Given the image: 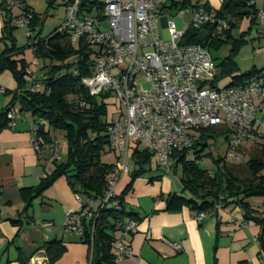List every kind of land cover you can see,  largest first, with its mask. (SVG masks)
<instances>
[{
    "label": "trees",
    "instance_id": "1",
    "mask_svg": "<svg viewBox=\"0 0 264 264\" xmlns=\"http://www.w3.org/2000/svg\"><path fill=\"white\" fill-rule=\"evenodd\" d=\"M253 1L224 0L218 11H212L208 5L192 6L190 0L172 1L165 7L168 12L204 8L213 13L217 20L227 24L220 35L217 34L218 26L214 23L199 28L190 26L182 40L185 45H200L210 54L212 50L218 51L224 46H231L229 56L215 64L219 71L215 84L238 72L235 58L241 47L248 43V34L234 38L232 32L237 30V23L244 18H250V24H255L258 10ZM94 8L102 13L103 2L82 0L83 13L89 14ZM0 10L4 19L0 43L5 46L0 55V73L10 72L17 83L16 91H6V94L12 95V99L10 105L0 113V130L9 126L8 111L18 108L21 115L32 118L34 122L41 120L45 123L39 134L45 139L46 146L37 153L45 148H49L51 152V144L55 141L52 134L56 132L64 134L67 145L64 159L53 162L55 170L51 175L41 180L38 186L21 190L25 207L19 217L27 215L33 201L41 197L58 179L65 177L75 194H83L92 201L99 202L97 209H90V217L87 215L82 218L81 241L90 248V264H117L113 249L119 223L138 220L126 206L125 198L131 192L135 180L152 170L153 155L139 147L135 150L133 160L138 168L131 173V181L125 190L115 197L117 206L101 209L100 202L105 196L116 163L105 164L102 161L104 154L114 152L107 136L108 127L113 120L108 118L107 99L112 98V94L104 92L93 96L84 83L93 75L94 62L91 56L95 52L81 41L75 48L69 35L58 33V28L51 37L43 38L41 31L37 29L43 17L34 14L30 27L35 33V43L28 44V48L34 52L40 66L31 83L25 79L29 65L25 60H16L25 51V48L18 46L14 36L18 29L13 25L16 18L3 1L0 2ZM257 76H261L260 72L253 69L234 77L229 86L245 84ZM35 84L40 86V90H33ZM225 130L224 127L200 128L193 147L174 155L175 162L171 171L181 169L182 195L188 193L190 197L170 194L166 198L167 210L180 212L186 207L198 213H208L215 212L217 205L222 208L236 206L248 221L262 226L260 242L264 249V203L261 213L249 203L252 198L264 199V133L260 127L253 130L255 139L248 141L252 142L247 154L248 160L230 165L225 157H213L211 153H207L210 143L223 135ZM247 144L244 145L245 148H248ZM244 147L240 150L241 154ZM190 155L193 157L190 158ZM205 158L212 159L214 171L199 167L198 163ZM11 223L22 225L16 220H11ZM44 249L50 264H54L65 253V247L57 242L46 245ZM22 264L26 263L22 261Z\"/></svg>",
    "mask_w": 264,
    "mask_h": 264
},
{
    "label": "built area",
    "instance_id": "2",
    "mask_svg": "<svg viewBox=\"0 0 264 264\" xmlns=\"http://www.w3.org/2000/svg\"><path fill=\"white\" fill-rule=\"evenodd\" d=\"M15 6V0H0ZM100 17L81 11L82 0H62L65 17L58 33L68 34L73 43L83 42L94 53L93 75L84 83L91 95L111 93L119 106L120 114L112 120L107 136L116 154V165L110 175L109 184L100 208L117 206V186L130 173L129 159L136 148L149 151L167 171L174 165V155L189 150L196 141L200 128H226L223 132L226 144L225 158L240 162V150L255 139L256 128L264 133V120L258 119L264 107V77L257 76L245 84L220 87L215 84V66L211 54L200 45H185L182 40L190 28L216 24L221 34L227 24L217 20L204 8L195 11L191 24L184 30L177 29L173 21H167L168 39L162 37L157 28L166 0H102ZM33 11L22 9L13 25L23 29L28 44L35 43V33L30 24ZM264 27V10L257 13ZM103 23L105 27H103ZM264 53V48L261 49ZM40 63L35 59L26 70L25 79L33 83V75ZM33 90H40L35 84ZM6 90L1 88L0 95ZM7 118L12 127L19 119H26L18 108H11ZM44 121H36L32 128V146L39 152L46 146L39 134ZM60 141L51 144V161L61 159L58 149ZM138 168V167H136ZM93 201L78 212L66 217V231L83 234L82 218L89 213ZM222 207L217 205L215 212ZM89 213V214H88ZM206 212L198 214L203 220ZM246 223L243 225L245 226ZM123 236L135 232V224L119 223ZM113 254L117 260L131 255L125 241L114 244ZM34 264H50L48 256L41 252L33 257Z\"/></svg>",
    "mask_w": 264,
    "mask_h": 264
},
{
    "label": "crops",
    "instance_id": "3",
    "mask_svg": "<svg viewBox=\"0 0 264 264\" xmlns=\"http://www.w3.org/2000/svg\"><path fill=\"white\" fill-rule=\"evenodd\" d=\"M172 1L181 0H166L157 28L162 37L166 32L167 21H173L169 18L170 12L165 9ZM15 2L17 3L15 6L5 3L15 18L20 16L22 9L31 10L40 17L50 15L55 7L64 9L62 0H15ZM190 2L192 6L208 5L212 11H218L224 0ZM253 4L258 11L264 10V0H254ZM189 11L190 23L183 22V28L178 29L176 22L173 21L178 30L182 31L191 24L196 10L186 9L183 12ZM89 14L96 17L102 15L97 8ZM64 17L65 9L61 21ZM40 23L37 29L42 33L40 28L43 26V20ZM237 25L235 31L240 35L248 34L247 38L255 33L253 41L263 46L256 49L257 57L254 58V65L249 71L242 70L237 63L238 57L235 58L238 72L219 81L217 85L220 87L229 86L234 77L253 69L264 77V53L261 52L264 48V27L258 19L251 25L250 18H244ZM3 27L4 19L0 10V38ZM235 31L232 32L233 36ZM14 36L18 37L17 32ZM24 45H20V48ZM4 49L5 46L0 43V55ZM16 60H25L30 65L35 60L34 52L25 49ZM219 62L213 63L217 65ZM215 74L216 76L219 74L216 68ZM1 88L8 92L17 90V83L8 71L0 73ZM11 99V94L0 95V113L10 105ZM258 119H264V107L260 108ZM33 124L34 120L28 117L19 119L12 127L9 125L0 130V264H22V261L34 264L33 257L41 252L46 254L44 248L54 242L65 247V253L54 264H90V248L82 243L79 235L66 231V217L68 213H76L88 205L91 199L83 194H75L65 177L58 179L41 197L35 199L27 215L19 217L25 207L21 190L38 186L41 180L55 170L50 149L45 148L37 153L32 146ZM135 150L136 148L129 159L133 166L129 167L130 173L124 176L117 186V195L125 190L131 181V173L137 167L133 160ZM66 151L67 147L60 148V160L62 156L65 157ZM168 172L178 173V170L167 171L153 156L152 170L136 179L131 192L126 196V206L138 220L123 222L125 225L135 224L134 233L127 236H123L120 231L115 233V243L119 240L125 241L131 249V255L117 260V264H264V249L260 242L263 228L260 224L248 221L238 207L229 206L216 213L208 212L203 220L198 219V212L186 207L180 212L168 211L166 198L172 193L182 195L183 190L181 176L177 175L173 180L170 174L166 175ZM262 200L264 203V199ZM97 205L99 202L93 201L92 208L97 209ZM252 207L260 213L263 212V209L253 205ZM11 220L20 221L22 225H13Z\"/></svg>",
    "mask_w": 264,
    "mask_h": 264
},
{
    "label": "rangeland",
    "instance_id": "4",
    "mask_svg": "<svg viewBox=\"0 0 264 264\" xmlns=\"http://www.w3.org/2000/svg\"><path fill=\"white\" fill-rule=\"evenodd\" d=\"M102 1V0H101ZM64 12L63 7H55L52 12L50 13V15L46 16H42L43 17V26H41V36L43 38H48L51 37V35L55 32L56 28H59L63 21L62 20V13ZM169 18L173 21L176 22V25L178 27V29L183 28V22L185 21H190V11L189 12H183V11H171L169 13ZM61 23V24H60ZM190 23V22H188ZM60 24V25H59ZM18 37L16 38L17 44L19 43V47L20 45H24L21 48H25L26 50L30 49L28 48V40L25 37V32L23 33V30H16ZM165 38H168V32H164L163 33ZM235 38H238L240 36V33L238 31H235L234 33ZM255 37V33L252 34V36L248 37L247 39L249 40V43L247 45H244L241 47L240 52L237 55V63L239 64L240 68L242 70H250L253 67V60L255 57H257L255 55L256 53V49L260 48L261 46H263L262 44L259 45L258 42L253 41V38ZM18 39V40H17ZM256 42V43H255ZM79 46V43H74V47L77 48ZM94 52H96V49H92ZM230 53V46H224L222 47L220 50L215 51L212 50L211 51V55L212 57L215 59L213 60V62H218L223 60L224 58H226L227 56H229ZM92 61L95 63L96 62V56L95 54H92L91 56ZM215 64V63H214ZM215 66V65H214ZM224 84V82H223ZM107 104H108V118L109 120H116L119 117L120 114V109L119 106L115 103V100L113 98H108L107 99ZM54 137V140L56 141H60L61 142V147L62 149H66V141H65V137L64 134L62 132H56L52 134ZM247 144V143H246ZM248 148L243 149L242 151V159L240 162H234V161H227V163H229L231 165V163H245V161H247L248 156L247 154H249V149L252 147V142H248L247 144ZM60 148L58 149V155L61 156L60 153ZM139 149L143 150V147H140ZM207 153H211L213 157H225V142H224V138L223 135L217 137L215 140H213L210 145L209 148L207 150ZM193 155H190V158H192ZM64 159V157L62 156V160ZM60 160V161H62ZM102 161L105 164H115L116 163V156L113 152L110 153H106L103 155L102 157ZM129 167L133 166V162L130 161L129 162ZM199 167L203 170L206 171H214L215 170V164L212 161V159H208L205 158L202 161H200L198 163ZM171 179L174 180V178L179 175L181 176V169H178V173H174V172H168L166 175H169ZM177 179V178H176ZM178 182V181H177ZM185 197H190L188 193L184 194ZM249 203L252 204L254 207L258 208V209H263V200L260 198H252L249 200ZM98 206V205H97Z\"/></svg>",
    "mask_w": 264,
    "mask_h": 264
}]
</instances>
